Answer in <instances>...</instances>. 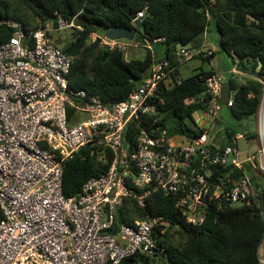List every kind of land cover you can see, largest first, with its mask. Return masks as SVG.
<instances>
[{"label": "built area", "instance_id": "built-area-1", "mask_svg": "<svg viewBox=\"0 0 264 264\" xmlns=\"http://www.w3.org/2000/svg\"><path fill=\"white\" fill-rule=\"evenodd\" d=\"M147 9L145 5L133 15L132 25L143 20ZM0 23L12 30L8 40H0V264H120L130 259V264H139L133 256L162 254L156 238L168 225L163 220H136L109 232L116 209L127 197L143 207L151 193L173 195L175 206L193 225L203 221L210 204L217 209L253 205L254 184L230 174L248 165L264 179V82L254 157L240 159V136L233 141L235 146L221 148L210 145L205 134L171 138L165 132L154 135L157 129H141L128 147L123 142L128 123L156 113L157 87L173 72L168 60L153 62L126 100L106 106L83 90L68 92L70 59L49 38L50 33L80 30L76 16L70 20L57 16L55 24L46 22L28 31L17 21ZM98 39L99 46L108 44L111 49L125 50L129 43L106 36ZM211 55V50L183 48L174 58L181 63ZM205 83L206 115L214 117L222 107L219 95L226 78L214 73ZM74 97L81 103L74 104ZM231 104L229 94L226 106ZM88 145L100 148L101 164L108 161L106 152L111 153V162L103 174L88 179L77 196L66 198L64 162ZM259 264H264V249Z\"/></svg>", "mask_w": 264, "mask_h": 264}, {"label": "trees", "instance_id": "trees-1", "mask_svg": "<svg viewBox=\"0 0 264 264\" xmlns=\"http://www.w3.org/2000/svg\"><path fill=\"white\" fill-rule=\"evenodd\" d=\"M145 5L148 9L143 24L150 37L137 35L134 40L144 45L143 57L126 60L124 50L114 47L102 62L105 48L99 46L98 38L105 36L107 29L113 26L132 28L133 15ZM57 16L65 20L76 16V24L81 27L80 30H64L71 31L66 42L56 33L49 34L51 41L70 59L69 93L83 90L87 97H97L106 106L114 105L127 99L148 74L153 62L163 59L170 62L173 72L159 83L153 98L156 113L142 121H132L125 128L123 142L128 147L134 144L135 134L141 129H157L154 135L165 132L166 137L182 135L187 139L207 133L205 128L195 124L193 116L206 114L205 102L209 95L205 79L214 72L199 70L180 77L177 69L180 63L174 56L178 45L199 49L211 22L218 37L217 52L230 58L237 71L251 77L240 85L235 84L232 77L227 78L232 104L225 108L233 123L224 129L221 148L235 146L233 141L238 136H245L248 143L254 140V135L241 128L240 122L257 114L263 92L264 0H215L212 4L209 0H0V21H17L25 31L37 29L46 22L55 24ZM94 34L95 40L92 39ZM11 36L12 30L0 23V40H8ZM147 43L154 48L146 47ZM213 56L212 53L198 59L209 62ZM200 99L202 102L198 103ZM73 102L81 103L75 97ZM67 115L72 123L71 108L67 109ZM106 153L108 161L101 164L98 161L100 148L88 145L64 162V197L77 196L88 179L107 170L112 155ZM230 175L234 179L245 176L254 184L257 197L253 205L217 209L210 204L205 208L203 221L193 225L175 206L173 195L151 193L144 199L143 207L135 198L127 197L116 209L109 232L116 233L121 225H133L142 219H160L168 223L164 234L156 238L163 253L135 255L134 263L259 264V250L264 244V179L261 174L257 177L248 165L235 169ZM158 228L156 225V232ZM120 264L130 263L123 260Z\"/></svg>", "mask_w": 264, "mask_h": 264}, {"label": "rangeland", "instance_id": "rangeland-1", "mask_svg": "<svg viewBox=\"0 0 264 264\" xmlns=\"http://www.w3.org/2000/svg\"><path fill=\"white\" fill-rule=\"evenodd\" d=\"M71 31H62L60 33H56L57 36H59L60 39H62L64 42L68 41L70 37ZM205 39L213 46L216 47V39L215 36H217L214 25L210 22L207 26V29L205 30ZM131 43H128V47L124 50L125 58L128 60L130 57H134L136 59H140L144 55V49L142 46L138 48H133ZM139 45V44H138ZM142 47V48H141ZM151 49H153V46H150ZM137 49V50H135ZM218 50V48H217ZM216 50V53L211 58L210 62L215 68L216 72H218L221 75H224L226 78L229 76L232 77L235 84L240 85L242 84L245 79H243L241 76L237 75H231L227 69L229 67H232V60L225 56L224 54L218 53ZM136 51V52H135ZM222 64L224 67H222ZM199 68L203 71H208L211 67L209 66V62L203 61L200 62L198 58H192L187 61H183L178 65L179 75L180 77H186L190 75L191 73L195 72L196 70H199ZM195 124L198 127L205 128L207 130V133L205 135L206 140L210 142L211 144L215 146H220L224 142V129L226 126L233 123V121L228 117L227 109L225 107H222V109L219 111L218 115H215L214 117H209L207 115H203V113H196L194 116ZM219 123H218V120ZM258 118L259 114L257 113L253 117H250L248 119H245L240 122V127L245 129L246 131L250 132L254 135V140L248 144V149L245 153H242L239 155L241 160H246L249 157H254V155L257 153L259 144L258 141ZM252 161H254L252 159ZM257 177H260V174L257 173ZM264 249V244L262 245L259 254L262 253V250Z\"/></svg>", "mask_w": 264, "mask_h": 264}, {"label": "water", "instance_id": "water-1", "mask_svg": "<svg viewBox=\"0 0 264 264\" xmlns=\"http://www.w3.org/2000/svg\"><path fill=\"white\" fill-rule=\"evenodd\" d=\"M137 35H142L146 38H149L150 35L145 31L144 29V24L143 20H135L132 28H125V27H117L113 26L107 29L105 36L107 37L108 40L110 41H127V42H133L135 40V37ZM105 53L102 57V62H104L107 57H108V51L111 49L110 45H105ZM183 48H190V45H187L186 47H183L181 45L177 46V50L183 49ZM230 94V86L228 83H225L222 85L221 90H220V95H219V104L222 107H225L227 104V100ZM247 140L245 136H240L237 139V148L239 152L245 153L247 151ZM133 260L130 259L129 263H132Z\"/></svg>", "mask_w": 264, "mask_h": 264}, {"label": "crops", "instance_id": "crops-1", "mask_svg": "<svg viewBox=\"0 0 264 264\" xmlns=\"http://www.w3.org/2000/svg\"><path fill=\"white\" fill-rule=\"evenodd\" d=\"M207 37V36H206ZM205 35H203V37L201 38L202 40H201V46L199 47V49H202V50H204V51H207V50H211L212 51V53L213 54H215L216 53V50H217V48H218V43H217V39H218V37L217 36H215V39H216V47H213L205 38ZM131 43V45L133 46V48H138V47H140L141 45H138L137 43H135L134 41L133 42H130ZM130 45V46H131ZM144 46V45H143ZM142 46V47H143ZM141 47V48H142ZM151 48V47H150ZM135 50H137V49H135ZM136 52V51H135ZM135 57V56H134ZM134 57H130L128 60H130V59H133ZM127 60V59H126ZM199 61L200 62H203V60H201V59H199ZM209 66L211 67L208 71H213L214 73H218V72H216V70H215V68H213V66H212V64H211V62L209 61ZM222 67H224V65L222 64ZM199 70H201L200 68H199ZM199 70H196V71H199ZM207 71V72H208ZM227 71H229V73L231 72L232 73V75H237V76H241L243 79H248V78H250L251 79V77L249 76V75H247V74H244V73H241V72H239V71H237L236 69H235V67H231L230 68V70H228L227 69ZM192 74V73H191ZM226 78V77H225ZM226 81H227V78H226ZM245 82V81H244ZM203 115H206V114H204L203 113ZM211 118V117H210ZM220 119V118H219ZM218 123H219V121H218ZM201 128V127H200ZM206 135V134H205ZM208 141V140H207ZM210 145H212V146H215V145H213V144H211L210 142H208ZM249 144V143H248ZM248 144H247V149H248ZM216 147H221V145L220 146H216ZM262 247V246H261ZM261 249V248H260ZM260 251V250H259Z\"/></svg>", "mask_w": 264, "mask_h": 264}]
</instances>
